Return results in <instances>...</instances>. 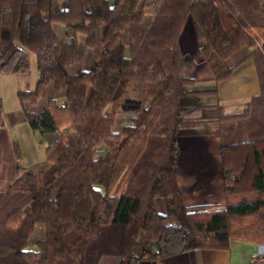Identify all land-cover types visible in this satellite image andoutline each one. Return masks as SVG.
Returning <instances> with one entry per match:
<instances>
[{"label": "trees", "instance_id": "trees-1", "mask_svg": "<svg viewBox=\"0 0 264 264\" xmlns=\"http://www.w3.org/2000/svg\"><path fill=\"white\" fill-rule=\"evenodd\" d=\"M145 1L0 0V72H26V49L35 54L36 87L17 97L46 141L45 159L0 190V264H137L232 239L264 244V0H162L153 14ZM187 18L209 80L229 77L243 59L228 57L251 47L260 92L240 111L180 103L216 93L180 73ZM87 47L95 63L85 70ZM191 126L215 127L220 140V205L183 201L178 132ZM140 232L157 252L136 254Z\"/></svg>", "mask_w": 264, "mask_h": 264}, {"label": "crops", "instance_id": "crops-1", "mask_svg": "<svg viewBox=\"0 0 264 264\" xmlns=\"http://www.w3.org/2000/svg\"><path fill=\"white\" fill-rule=\"evenodd\" d=\"M160 2L161 0H146L142 12L155 13ZM188 19L185 20L178 37V45L182 55L180 73L183 76L204 79L189 88H216V93L183 96L180 99L181 103L191 106L199 102H219L226 112L240 111L253 96L260 92L255 62L252 57L248 56L251 47L246 46L228 57L229 64H234L243 59L234 67L229 77L217 82L209 80L211 71L202 54L194 27V33L189 35L191 41L193 40L191 44L194 45L195 53L185 52L182 49L181 37ZM90 49L88 56L93 55V50ZM86 57L85 53L83 69L88 70L95 63V59L91 62L89 57L86 61ZM23 73L25 72L15 74ZM6 113L8 111L4 110L3 104L4 126L0 128V190H5L19 172L27 167L20 162V158L15 154L13 148L15 137L10 131L17 122L27 121L19 100L18 105L10 110L7 116ZM9 122L10 124H8ZM214 130L215 127L211 126H191L179 129L180 152L175 167V175L183 201L187 206L220 205L225 200L221 146ZM159 199L160 197L155 200V208L164 213L165 209L163 210L157 205ZM138 240L137 255L141 254L143 247L151 252L158 251V242L148 239L143 232H140ZM257 254L264 256L263 243L232 239L227 248H193L159 258H140L137 264H250L252 258Z\"/></svg>", "mask_w": 264, "mask_h": 264}, {"label": "rangeland", "instance_id": "rangeland-1", "mask_svg": "<svg viewBox=\"0 0 264 264\" xmlns=\"http://www.w3.org/2000/svg\"><path fill=\"white\" fill-rule=\"evenodd\" d=\"M114 1L115 0H109V3L113 4ZM188 20L189 21L186 23L185 28L183 29L184 33L181 37V46L185 52L188 51L190 53H195L194 45L191 44L193 40L191 41V37L189 35L194 33L192 21L190 18ZM90 50L91 49L89 47L88 51L86 52V61L90 57V61L92 62V60H94V55L88 56L90 54ZM26 52L29 57V68L25 73L7 74L0 72V98L4 104V110L8 111V113L10 110L14 109L16 105H18L17 93L19 91L23 89L33 90L36 87L38 79L36 56L33 52L27 49ZM8 113H6L5 115L7 116ZM8 124H10V122ZM10 131H12V135L15 137L14 139L16 140L17 149L19 151L18 155L20 158V162L23 165L28 166L33 163L43 161L45 159L46 141L43 139L42 134L39 130L31 128L27 121H22L17 122L16 126L12 127ZM159 200L157 202V205L160 206L163 210L165 209L166 211L164 199L160 198ZM42 228L43 227L41 225L37 226L36 231L30 238L28 246L29 248H37L35 241L37 239L38 234L40 233V230H43Z\"/></svg>", "mask_w": 264, "mask_h": 264}, {"label": "built area", "instance_id": "built-area-1", "mask_svg": "<svg viewBox=\"0 0 264 264\" xmlns=\"http://www.w3.org/2000/svg\"><path fill=\"white\" fill-rule=\"evenodd\" d=\"M250 264H264V256L261 255V254H257V255H255V256L252 258Z\"/></svg>", "mask_w": 264, "mask_h": 264}]
</instances>
